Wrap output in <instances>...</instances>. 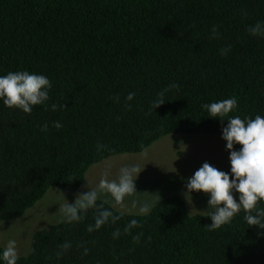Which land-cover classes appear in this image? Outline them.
Segmentation results:
<instances>
[{"label": "trees", "instance_id": "16d2710c", "mask_svg": "<svg viewBox=\"0 0 264 264\" xmlns=\"http://www.w3.org/2000/svg\"><path fill=\"white\" fill-rule=\"evenodd\" d=\"M258 22L264 0H0V75L26 70L52 85L47 108L30 114L0 102V222L22 216L52 186L80 187L110 156L168 134L221 137L227 121L208 117L203 104L235 96L229 116H264V35L248 31ZM162 90L165 103L152 109ZM96 203L118 218L88 232L92 208L50 224L17 264H264V228L249 226L244 211L209 231L208 214H190L178 194L145 214ZM260 209L264 201L250 212ZM63 243L71 247L57 257Z\"/></svg>", "mask_w": 264, "mask_h": 264}, {"label": "clouds", "instance_id": "9594fccd", "mask_svg": "<svg viewBox=\"0 0 264 264\" xmlns=\"http://www.w3.org/2000/svg\"><path fill=\"white\" fill-rule=\"evenodd\" d=\"M251 35H264V24L257 23L248 29ZM216 34L215 27L212 29ZM231 46L220 49L221 55L230 51ZM52 85L50 80L42 75L31 73L26 70L9 71L5 75H0V102L9 109H18L26 114L32 112L35 105H44L49 100V90ZM177 85L171 84L169 88ZM157 94L156 99L151 102V108L156 109L165 103L164 92ZM134 93H128L127 101H131ZM63 107V105H61ZM130 107V105H129ZM206 110L207 116L226 120L227 124L221 130V138L226 141V150L229 151L230 169L228 173L219 171L205 162L194 174L188 178L186 183L187 193L203 192L208 194V217L211 224L207 225L209 231L219 229L221 226L231 222L232 218L240 211L245 212L244 220L249 226L264 228V209L257 210L253 215L250 210L254 209L258 201H264V116L255 115L254 118L240 116H229V113L237 108L235 96L201 105ZM53 111L57 109L56 104H52ZM227 117V119H225ZM57 129L62 127L59 122H54ZM48 125L42 126V131H47ZM241 147L234 150V145ZM99 148V145H98ZM135 168L124 167L115 180L101 178L95 188L77 195L74 202L67 203L61 209V222L72 223L83 218V213L89 209L97 208L94 225H89L88 232L99 229L108 222L109 218L117 219L108 209H100L97 200L101 196H110L114 203L119 204L123 198L135 192L134 177ZM231 176V179H230ZM233 193L238 194L234 199ZM146 207L140 208V212L145 213ZM137 224L136 220H131L125 227L127 233L129 229ZM119 232H114L113 237H118ZM138 242L139 237H134ZM71 247L68 243L60 245V251L56 253L61 256ZM87 254V249H85ZM19 259L15 240H8L6 245L0 250V264H17Z\"/></svg>", "mask_w": 264, "mask_h": 264}, {"label": "rangeland", "instance_id": "374dc122", "mask_svg": "<svg viewBox=\"0 0 264 264\" xmlns=\"http://www.w3.org/2000/svg\"><path fill=\"white\" fill-rule=\"evenodd\" d=\"M225 145L218 135L168 134L142 151L105 158L88 168L80 187L52 186L22 216L0 222V247L3 248L12 239L16 241L18 256L29 255L35 233L60 222L64 205L74 202L77 195L89 188H95L101 178L110 181L117 179L120 169L124 167L135 168L134 177L140 171L134 182L135 192L126 195L119 204L107 195L98 198L106 200L116 210L145 214L162 198L178 194L186 201L190 214H208V194L192 192L189 196L186 183L205 162L219 171L230 169L229 151ZM237 196L233 194L234 199ZM142 207L148 211L140 212Z\"/></svg>", "mask_w": 264, "mask_h": 264}]
</instances>
